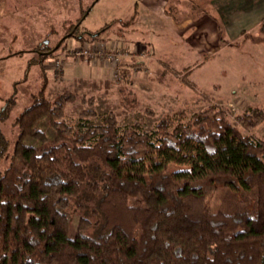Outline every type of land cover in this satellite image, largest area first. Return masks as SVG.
Returning a JSON list of instances; mask_svg holds the SVG:
<instances>
[{
	"label": "trees",
	"instance_id": "obj_1",
	"mask_svg": "<svg viewBox=\"0 0 264 264\" xmlns=\"http://www.w3.org/2000/svg\"><path fill=\"white\" fill-rule=\"evenodd\" d=\"M248 39L264 42V20ZM120 91L125 106L137 102L129 84ZM75 96L51 99L44 83L17 116L13 145L1 125L9 105L0 113V264H264V137L221 105L165 114L151 130L95 107L73 125ZM237 119L250 128L264 110Z\"/></svg>",
	"mask_w": 264,
	"mask_h": 264
},
{
	"label": "rangeland",
	"instance_id": "obj_2",
	"mask_svg": "<svg viewBox=\"0 0 264 264\" xmlns=\"http://www.w3.org/2000/svg\"><path fill=\"white\" fill-rule=\"evenodd\" d=\"M168 1L167 14L160 11L161 15H147L142 0H0V113L9 105V116L1 125L11 145L18 136L17 116L32 102V95L44 83L51 99L59 92L76 93V98L65 106L67 121L73 125H77L83 111L95 107L100 112L115 111L122 126L141 122L145 129L151 130L165 114L185 110L183 117L186 120L194 112L221 105L243 132L255 139L263 138L264 119L247 128L238 121L237 115L252 108L264 110V42L241 40L242 36L240 42L235 43L239 40H230L222 23L220 37L216 40L197 35L196 23L188 31L177 33L172 20L182 22L188 17L190 2ZM85 8L87 11L77 28V35L68 36L64 46L56 50V45L64 39L71 24L78 22ZM140 8L144 13L141 17L137 16ZM196 11V8L192 9V16L195 17ZM134 16L137 22L126 25L125 21ZM163 19L167 23L169 19L170 24ZM83 35H98L99 38L83 42ZM103 39L110 44L111 40H117L116 43L121 45L127 43L129 48L139 50L136 57L144 58L145 62H136L137 73L125 71L127 76L123 77L124 67L120 63L122 78L116 79L113 74L109 84L83 82L80 77L99 75L105 78L107 70L73 52ZM44 40L53 48H44ZM49 50L55 53H41ZM41 55L47 56L44 61H35ZM148 58L155 59L151 62L152 67L162 61V66H166L170 77L169 84H165L170 89L166 92L172 94L169 102L151 96L152 68L146 64ZM55 60L61 61L62 69L53 67ZM140 68L142 71L138 73ZM129 81L135 82L136 90ZM160 82L163 83L158 81L156 85ZM123 84H129L135 91L137 102L134 105L130 102L129 106L122 104L120 86ZM83 94L92 96L93 103Z\"/></svg>",
	"mask_w": 264,
	"mask_h": 264
},
{
	"label": "crops",
	"instance_id": "obj_3",
	"mask_svg": "<svg viewBox=\"0 0 264 264\" xmlns=\"http://www.w3.org/2000/svg\"><path fill=\"white\" fill-rule=\"evenodd\" d=\"M143 1V9H145V13L147 15L152 14H160V11L162 13L167 14V6H168V0H142ZM190 2V5L188 7L190 8L188 11L189 16L186 17L182 22H177L176 20H172L174 23V26L177 27V30H175L177 33H182L188 31L191 26L196 23L198 29L195 30L197 35H202V39H208V40H216L219 39L220 35V29L219 26L222 23L224 29L226 30L227 34L229 35V39L231 40H240L244 33L246 31H251L257 33L260 31V24L264 20V0H187ZM140 7V6H139ZM138 8V6H137ZM196 8L197 11L194 13L195 17L192 16V9ZM144 15L142 13L141 8L137 13V16ZM161 15V14H160ZM171 17L174 16L168 15ZM219 16V18L217 17ZM136 21V20H135ZM134 21V23H135ZM163 21L166 24H170L169 19H167L168 23L163 19ZM137 22V21H136ZM133 23V24H134ZM100 40V39H99ZM199 39H197L198 41ZM249 40V39H248ZM104 41L109 48L117 47L116 50H122L129 55L122 57L121 64L124 67V72L127 71L131 74L137 73V65L135 66L136 62H145L144 58L136 57L138 55L131 54L132 51H135L136 49L129 48V45L126 43V45H121L116 43V41L111 40V44L109 41ZM230 43V42H229ZM233 43V42H232ZM230 43V44H232ZM203 45V43H201ZM139 51V50H136ZM141 51V50H140ZM143 52H148L147 50H144ZM151 55H155L152 52H150ZM155 57V56H153ZM147 65L152 68V80L149 82L150 84L149 89L151 96L155 99L169 102V98L172 97V94H168L166 92V89H170L167 87L169 84V75L166 73V66L163 65V61L160 63H155L153 67L151 66V62L155 59H146ZM95 66H98L100 64L101 67L106 68V76L105 78H101L99 75H94L92 78H83L80 77L83 82H88L89 84L91 82L96 84H102L107 83L109 84V81H112L113 73H112V64L111 62L107 60H99V61H93ZM140 72L142 71V68H140ZM133 76V75H132ZM80 78H73L76 80H79ZM102 79V80H100ZM154 79H157L160 82V84L156 85L158 81L156 80V83L153 82ZM114 81V80H113ZM144 79H142V82ZM167 81V82H166ZM133 82V84H132ZM129 81L132 85V87L136 90L135 82ZM148 84V83H147ZM154 85V86H151ZM167 84V85H165ZM102 88V86H101ZM107 88V87H106ZM181 97L179 95L178 98Z\"/></svg>",
	"mask_w": 264,
	"mask_h": 264
},
{
	"label": "built area",
	"instance_id": "obj_4",
	"mask_svg": "<svg viewBox=\"0 0 264 264\" xmlns=\"http://www.w3.org/2000/svg\"><path fill=\"white\" fill-rule=\"evenodd\" d=\"M91 44L88 43V45L86 46L76 48L73 53L77 54V56H85V59L90 61L107 60L109 62H112L114 77L116 79L122 78L120 71L121 59L123 56L129 55V53L122 50H115L113 48H109L104 41H94ZM131 54L139 55L140 53L135 50L133 51V53L131 52ZM141 55H145V53H142ZM53 67L57 70L62 69L61 61L55 60L53 63Z\"/></svg>",
	"mask_w": 264,
	"mask_h": 264
}]
</instances>
